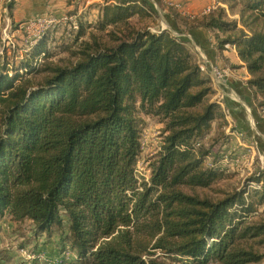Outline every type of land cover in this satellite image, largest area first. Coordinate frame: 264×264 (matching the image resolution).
<instances>
[{"label":"trees","instance_id":"trees-1","mask_svg":"<svg viewBox=\"0 0 264 264\" xmlns=\"http://www.w3.org/2000/svg\"><path fill=\"white\" fill-rule=\"evenodd\" d=\"M92 6L110 43L92 34L73 65L43 70L36 64L47 56L43 38L14 75L0 62V220H29L37 236L62 231V250L75 253L77 264H262L264 221L250 218L264 204V189L220 199L197 192L224 173L217 162L207 164L213 149L204 141L214 123L225 122L210 75L185 39L144 24L158 18L152 1ZM169 9L180 32H238L224 39L214 33L216 47L236 46L264 109V31L247 33L222 10L187 17ZM42 71L51 73L42 83L27 78ZM140 112L161 118L166 134L142 182L135 174ZM249 182H264V170Z\"/></svg>","mask_w":264,"mask_h":264},{"label":"rangeland","instance_id":"rangeland-1","mask_svg":"<svg viewBox=\"0 0 264 264\" xmlns=\"http://www.w3.org/2000/svg\"><path fill=\"white\" fill-rule=\"evenodd\" d=\"M7 1L2 0L3 3L1 2V4L5 6ZM213 1L200 15L193 17H202L209 14L205 13V11L213 4ZM218 1L222 6L215 10L216 12L222 10L226 21H237L238 28L245 29L247 33L264 31V0ZM68 3L72 7L70 10H66L61 17L48 18L46 20L48 23L45 22L42 27L39 25L28 28L27 25L30 21H26L28 22L26 24L16 25L4 22L0 18V62L8 63L11 75H14L13 69L21 65L26 53H29L33 46L43 38L47 41V56L42 55L36 60L37 66L43 70L48 67L73 65L77 61V53L81 48V44L84 41H89L92 34L97 35L103 43H110L106 34L97 29L99 9L92 6L94 5L93 3L88 5L87 0H73L72 3L70 0ZM255 4H261V6H258V10H251V6ZM155 7L158 12V18L156 20L147 19L144 24L149 26L153 32L167 29L172 33H180L170 15L169 8L171 6L163 3L162 6L156 4ZM241 19H243V23ZM32 21L38 22V20ZM178 21L179 24L184 25L183 21L180 19ZM135 23H137V18H133L130 21L132 26ZM81 26L84 28L85 35L82 38H78ZM214 33L222 39L227 38L229 35L238 34V32L230 34ZM21 73L23 72L21 71ZM50 74L42 71L27 78L36 85L37 83H42ZM214 99L221 101L218 97H214ZM255 105L264 115V109H261L256 101ZM226 111V114L224 112L225 122L214 123L210 135L204 141L207 148L211 147L213 149V155L208 159L207 164L210 165L217 162L216 164L224 170L221 179L212 188L205 191H197L200 195L208 196L212 199H220L224 197L225 193H232L236 190L241 191L253 188L262 191L264 189V182L249 185V178L254 173L264 170V155L260 154V144L257 140L248 141L246 139L247 132L239 130L234 123L232 124V129L228 132V127L232 122L226 119V117H230L227 109ZM138 116L142 128V153L136 165L135 174L138 181L142 182L149 181L151 164L156 161L166 134L165 123L161 118L146 115L144 112H140ZM251 122L252 125H255L253 120ZM233 133H238L241 136L237 137ZM233 142L235 144L231 146ZM255 201L259 203L258 200ZM256 207L257 212L251 215L250 221H264V204ZM35 233V226L29 220L18 222L12 220L8 215L0 220V264L78 263L75 253L69 252L68 248L62 250L64 245L62 239L64 233L62 234V231L55 229L50 235L44 234L42 236H37ZM259 248L264 253V245ZM168 263L182 264L172 260H168ZM262 264H264V261Z\"/></svg>","mask_w":264,"mask_h":264},{"label":"crops","instance_id":"crops-1","mask_svg":"<svg viewBox=\"0 0 264 264\" xmlns=\"http://www.w3.org/2000/svg\"><path fill=\"white\" fill-rule=\"evenodd\" d=\"M10 1L8 0L5 6L1 4L0 18L4 22L16 25L26 24L32 20L46 21L50 17H61L66 10L72 8L68 3L70 0H14V8L10 9L8 4ZM211 2L212 0H163V3L173 5L181 16L191 17L200 15ZM91 3L102 4L103 0H87L88 5ZM175 34L188 42L197 60L198 54L205 56L208 68L218 67L228 70L229 75L224 86L218 85L210 75L216 91L215 98L221 99L224 108L230 113V117L226 119L232 122L231 124L234 123L242 132L246 131L248 141L257 140L260 144V154L264 155V115L256 107L252 91L246 84L250 75L247 69L241 66L243 64L237 51L225 48L224 51L219 52L214 33L204 28ZM252 120L255 125H252ZM253 127L255 128L252 129ZM234 144L233 142L231 146Z\"/></svg>","mask_w":264,"mask_h":264},{"label":"built area","instance_id":"built-area-1","mask_svg":"<svg viewBox=\"0 0 264 264\" xmlns=\"http://www.w3.org/2000/svg\"><path fill=\"white\" fill-rule=\"evenodd\" d=\"M169 6L173 7V5L169 4ZM222 6V4L218 1V0H214L213 4L211 6H209L205 13H210L211 11L217 9L218 7ZM0 8H1V2H0ZM48 21H30V23L27 25L28 28L33 27V26H39L42 27L44 25V23ZM49 22H53V21H49ZM163 29V28H162ZM174 35L176 37H179V35L175 34ZM226 49H230V50H236V46L235 45H231L228 44L225 47ZM237 51V50H236ZM198 64L200 66V69L202 72L208 73L209 75H212L214 77V79L216 80V82L218 83V85L220 86H224L226 79L229 75L228 70L227 69H221L218 67H211L208 68L206 65V58L204 55L202 54H198ZM250 78H248L247 80H249ZM221 106L223 107V109L225 110V114H226V109L223 106L222 101H220ZM232 129V124H230V126L228 127V132H230V130ZM235 136L240 137L241 135L238 133H233Z\"/></svg>","mask_w":264,"mask_h":264},{"label":"water","instance_id":"water-1","mask_svg":"<svg viewBox=\"0 0 264 264\" xmlns=\"http://www.w3.org/2000/svg\"><path fill=\"white\" fill-rule=\"evenodd\" d=\"M150 1H152V3H153L154 5H156V2H155L154 0H150Z\"/></svg>","mask_w":264,"mask_h":264}]
</instances>
